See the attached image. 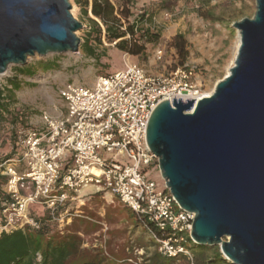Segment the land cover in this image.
<instances>
[{"label": "water", "instance_id": "95a60500", "mask_svg": "<svg viewBox=\"0 0 264 264\" xmlns=\"http://www.w3.org/2000/svg\"><path fill=\"white\" fill-rule=\"evenodd\" d=\"M234 24L241 44L211 96L158 106L147 143L167 187L196 215L192 239L231 264H264V0ZM70 0H0V75L30 59L79 54Z\"/></svg>", "mask_w": 264, "mask_h": 264}, {"label": "built area", "instance_id": "2783aa9c", "mask_svg": "<svg viewBox=\"0 0 264 264\" xmlns=\"http://www.w3.org/2000/svg\"><path fill=\"white\" fill-rule=\"evenodd\" d=\"M159 24L155 17L154 26ZM157 54L160 58L162 51ZM193 73L190 67L153 75L128 60L123 70L98 77L93 86L66 84L59 91L65 116L44 112L17 126L11 159L3 157L0 144L1 189L7 196L0 205V237L26 227L40 231L44 223L32 214L33 206L43 207L50 224L61 230L78 213L67 204L84 205L85 192L93 189L142 220L159 255L194 264L196 215L182 209L163 178L158 183L145 170H159V158L147 143L148 123L158 106L166 101L173 105V99L197 104L203 98L191 82ZM8 77L0 75L4 92L11 89ZM139 256L128 262L143 264L144 252Z\"/></svg>", "mask_w": 264, "mask_h": 264}, {"label": "rangeland", "instance_id": "374dc122", "mask_svg": "<svg viewBox=\"0 0 264 264\" xmlns=\"http://www.w3.org/2000/svg\"><path fill=\"white\" fill-rule=\"evenodd\" d=\"M70 3L73 7L72 14L84 25L77 33L82 44L88 39L96 41L89 18L75 0H70ZM201 5V0L140 1L138 9L155 13L160 23L157 27L163 33V42L155 48L150 47V57L146 62H139L131 56L129 58V55L121 54L115 51L113 46L106 44L110 60L113 63L117 62V66L121 65V69L125 68V62L130 60L143 66L150 74L169 76L179 70L175 69V50L171 43L177 34L183 33L188 40L190 58L187 65L194 72L191 78L193 86L201 95L213 92L216 85L233 67L239 35L233 26L244 19H252L256 14L257 4L256 0H214L211 7L220 19L216 23L204 20L199 15L197 11ZM165 13H169L171 18H165ZM90 17L93 18L92 15ZM159 51H162L160 58L157 54ZM42 61H55L59 68L47 72L41 70L36 77L27 78L31 86L24 85L15 93L11 110L29 112L33 116H40L48 110L60 114L64 108L61 105L59 91L66 84L92 86L101 76L95 61L86 57L81 48L79 54L35 57L29 60L27 66H38ZM17 67L12 66L8 70L10 77L6 79L7 82L15 77ZM52 67L51 65L47 68ZM32 72L33 70H28L29 74ZM145 170L150 179L158 183L163 180L158 169L149 167ZM86 199V205H83V202L67 204L70 212L78 213L61 230L55 223L51 224L53 228L60 233L79 235L84 251H88L89 255L100 253L112 264H132L128 260L139 259L140 251L144 252L142 259L143 264H146V260L156 249L145 225L135 227L136 215L109 195L108 201L90 196ZM31 212L38 217L37 212L32 209ZM103 224L108 227L107 232L103 231ZM81 261L82 257L77 259L75 264H80Z\"/></svg>", "mask_w": 264, "mask_h": 264}, {"label": "trees", "instance_id": "16d2710c", "mask_svg": "<svg viewBox=\"0 0 264 264\" xmlns=\"http://www.w3.org/2000/svg\"><path fill=\"white\" fill-rule=\"evenodd\" d=\"M140 1L142 0H75L89 18L92 34L96 36V41L86 40L81 49L86 57L95 61L101 76L124 69H121V65L117 66V62L113 63L110 60L106 44L113 46L115 51L121 54H127L139 62H146L150 57V47L155 48L163 42L162 30L154 26L155 13L138 9ZM212 1L214 0H201L202 5L197 12L204 20L216 23L220 19L211 7ZM171 47L175 50V69L189 70L187 64L190 51L186 35L177 34ZM39 64L17 67L15 77L8 80L11 89H6L5 92L0 90V144L5 159H11L16 154V127L27 123L33 116L29 112L11 110L15 93L24 85L31 86L25 82V78H34L41 70L47 72L59 68L55 61H42ZM51 65L52 68H47ZM28 70L33 72L29 74ZM4 182L5 179L0 178V205L7 198L1 189ZM38 218L44 223L40 231L26 227L1 235L0 264H75V261L81 257L80 264H112L100 253L89 255L88 251H84L79 235L55 230L49 222L50 217L46 211L44 216L38 215ZM140 225L142 220L137 218L135 227ZM193 253L194 264H231L223 257L218 247L194 245ZM182 262L188 264L184 259L178 261L164 258L157 251L146 260V264H181Z\"/></svg>", "mask_w": 264, "mask_h": 264}, {"label": "crops", "instance_id": "0c3cea01", "mask_svg": "<svg viewBox=\"0 0 264 264\" xmlns=\"http://www.w3.org/2000/svg\"><path fill=\"white\" fill-rule=\"evenodd\" d=\"M25 82H29V80L27 79V78H25ZM93 86V85H92ZM62 105V107H63V104H61ZM48 113H50L51 115H53V116H55V117H63V116H65L66 115V110L64 109V111L62 112V113H60V114H56V112L54 111V113L51 111V110H48ZM42 115V114H41ZM40 115V116H41ZM40 116H38V115H34V116H32L29 120H31L33 117H40ZM28 120V121H29ZM85 195H86V198L87 197H97V198H99V199H101V200H105V201H108V199H107V196L108 195H106V194H101V193H96L93 189H89V190H87L86 192H85ZM86 202H87V199L85 200V202H84V205H86ZM41 208H43V207H41V206H33L32 207V210L34 211V212H37L38 213V215H41V216H44L45 215V209L43 208V209H41Z\"/></svg>", "mask_w": 264, "mask_h": 264}, {"label": "bare ground", "instance_id": "6f19581e", "mask_svg": "<svg viewBox=\"0 0 264 264\" xmlns=\"http://www.w3.org/2000/svg\"><path fill=\"white\" fill-rule=\"evenodd\" d=\"M240 44H241V37H240V35H238V45H237V51H236V54H235V58H236V56H237V52H238V49H239V47H240ZM235 58H234V61H235ZM234 61H233V64H234ZM8 73V72H7ZM228 74H229V72H228ZM212 93L213 92H211V93H208V94H204L203 95V97H209V96H211L212 95Z\"/></svg>", "mask_w": 264, "mask_h": 264}]
</instances>
